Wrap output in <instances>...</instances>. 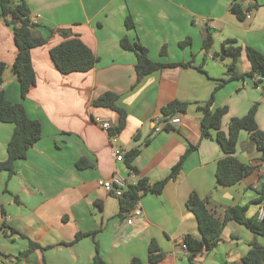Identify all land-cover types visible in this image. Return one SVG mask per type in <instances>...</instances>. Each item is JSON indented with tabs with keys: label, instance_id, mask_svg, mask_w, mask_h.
Returning a JSON list of instances; mask_svg holds the SVG:
<instances>
[{
	"label": "crops",
	"instance_id": "crops-1",
	"mask_svg": "<svg viewBox=\"0 0 264 264\" xmlns=\"http://www.w3.org/2000/svg\"><path fill=\"white\" fill-rule=\"evenodd\" d=\"M257 1L258 9L241 22L230 12L232 0H26L40 35L49 37L48 28L70 29L98 62L88 72L60 73L50 51L64 38L55 33L31 51L36 84L25 100L11 70L17 56L14 35L0 21V60L9 66L3 77L6 97L23 102L43 130L27 158L16 161L13 175L0 170V264H92L97 253L106 264H132L136 258L142 264H191L182 241L186 235L201 239L197 220L187 208L193 192L208 200L209 210L219 219L234 206L248 205L249 217L258 213L261 204L255 201L264 177L261 153L242 131L236 157L255 170L234 186L218 185L217 166L225 154L215 131L212 138L202 137L199 110L218 81L226 78L229 58L214 59L225 40L235 39L264 54V0ZM243 3L247 7L251 0ZM128 16L132 29L125 25ZM206 27L213 32L215 49L207 55ZM124 37L140 42L155 62L193 60V66L165 67L138 81L137 57L121 47ZM199 65L203 72L196 68ZM250 70L242 53L237 72ZM255 80L231 81L216 92L214 108L228 107L224 133L231 119L245 116L256 103V121L264 131V81ZM107 92L118 95L117 105L127 113L126 128L116 142L101 123L117 126L118 113L92 106ZM174 101L188 105L185 113L175 116L181 122L158 132L162 108ZM12 134L13 125L0 122V162L8 158ZM135 148L141 153L131 165L126 159L117 161V153L126 157ZM187 151L180 174L161 194L141 195L140 216L132 209L121 217L120 198L98 185L115 176L128 188L141 180L161 181ZM86 233L95 235L75 241ZM152 241L165 253L158 263L149 261ZM30 242L40 248H32ZM252 242L264 245V237L230 221L214 249L198 254L194 262L242 264Z\"/></svg>",
	"mask_w": 264,
	"mask_h": 264
},
{
	"label": "trees",
	"instance_id": "trees-1",
	"mask_svg": "<svg viewBox=\"0 0 264 264\" xmlns=\"http://www.w3.org/2000/svg\"><path fill=\"white\" fill-rule=\"evenodd\" d=\"M243 1L232 0L230 5V12L241 22L246 21L248 13L251 14L259 7L257 0H251V4L247 7L244 6ZM0 21L10 27L14 35L17 56L11 70L17 78L23 100L27 98L31 88L36 84L31 51L46 44L55 33L64 38L62 43L50 51L52 61L60 73L67 75L75 72H88L98 62V58L92 50L83 43L79 35L74 34L70 29L55 30L48 28L49 37L40 35L36 31L38 25L32 20V14L26 0H20L19 3H15L14 0H0ZM125 25L127 29L134 28L130 16L126 18ZM237 43L235 39H227L222 43L220 52L214 54V59L223 60L229 57L231 63L228 65L226 78L218 81L211 98L204 105L199 106V110L202 112L200 119L202 137L212 138V132L215 131L216 140L225 154L224 158L218 162L216 179L218 185L226 187L238 184L255 170V167L244 164L236 157L239 136L242 131L247 132L250 142L261 153V160L264 161V131L259 128L256 121L258 103L254 104L245 116L231 119L227 133H224L221 128L223 119L228 114V107L214 108L216 92L228 82L256 77L260 79L255 80V83L264 81V54L253 47H242ZM120 44L124 50L133 51L136 54L138 81L165 67H191L194 63L192 60L187 63L162 64L153 61L149 56L148 49L140 42H131L128 37H124ZM213 44V32L211 28L206 27L203 39V50L206 55L212 49ZM180 46H184V43H181ZM242 53L246 54L251 65V70L244 74L237 72L238 61ZM161 54H166L165 48ZM8 68L9 66L0 60V122L13 125V134L7 145L8 158L0 162V170L8 171L10 175H13L16 161L27 158L28 151L42 138L43 130L39 121L30 118L23 102L13 103L7 99L3 88V77ZM196 68L203 72L202 65L196 66ZM117 100V94L107 92L92 102L93 107L106 108L118 113L119 123L109 131L111 137L119 136L126 128L127 123V113L117 105ZM187 108V104L178 101L171 102L162 108L163 121L166 123L164 129L169 130L171 128V125L168 124L169 120L178 113H185ZM140 153L139 148L129 151L125 157L127 164L131 165ZM188 154L189 151L181 157L165 179L153 184L147 180H141L136 186L129 187L123 197L120 198V216L123 217L125 213L130 212L142 194H161L167 183L178 177ZM82 165L84 162L78 163L79 167ZM258 193L260 197L255 203L262 205L264 203V177L261 178ZM207 204V199L201 198L194 192L187 201V208L194 214L201 235V239H196L191 235L183 237L182 243L189 253L188 258L191 264H195L194 260L198 254L211 252L214 249L220 240L224 227L230 221L244 225L252 233L264 237V217L260 219L258 213L249 217L247 215L248 205L231 207L225 212L224 218L219 219L209 210ZM94 235L95 233L78 234L75 241L82 237ZM30 246L40 248L33 242H30ZM164 257L165 253L161 251L155 241H152L149 247V261L158 263ZM92 264L106 263L97 253ZM132 264L142 263L136 258ZM242 264H264V245L252 242L249 252L242 258Z\"/></svg>",
	"mask_w": 264,
	"mask_h": 264
},
{
	"label": "built area",
	"instance_id": "built-area-1",
	"mask_svg": "<svg viewBox=\"0 0 264 264\" xmlns=\"http://www.w3.org/2000/svg\"><path fill=\"white\" fill-rule=\"evenodd\" d=\"M250 16V13H248V17ZM259 77H256V80H259ZM181 120L179 118H171L168 122V124L172 125V124H178L180 123ZM157 123V131H162L164 129V126L166 125V123L162 120L156 121ZM102 127L107 130L108 132L113 128L112 124L109 121H104L101 123ZM113 142H116L117 140V136H112ZM117 161L122 162L125 160L124 154L122 153H117L116 156ZM98 185L103 188L106 192L114 195L117 198H121L123 197L124 193L127 191L128 189V184L127 182L122 179L119 176H115L112 179L109 180H99L98 181ZM133 215L135 216H140L142 215V208L139 204V201L136 203V205L134 206L133 210H132ZM258 215L259 218L262 219L264 217V203L261 205L260 210L258 211ZM183 248L186 249L185 245H183Z\"/></svg>",
	"mask_w": 264,
	"mask_h": 264
},
{
	"label": "rangeland",
	"instance_id": "rangeland-1",
	"mask_svg": "<svg viewBox=\"0 0 264 264\" xmlns=\"http://www.w3.org/2000/svg\"><path fill=\"white\" fill-rule=\"evenodd\" d=\"M244 2V1H243ZM244 4V6H245V3H243ZM212 51H213V53L215 52V49L212 47ZM220 52V51H219ZM218 53V52H217ZM229 58V57H228ZM229 61H230V63H231V58H229ZM253 144V143H252ZM254 145V144H253ZM255 146V145H254Z\"/></svg>",
	"mask_w": 264,
	"mask_h": 264
}]
</instances>
